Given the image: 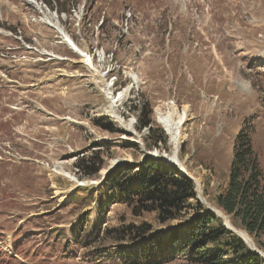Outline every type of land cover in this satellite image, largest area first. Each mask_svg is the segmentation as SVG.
I'll return each mask as SVG.
<instances>
[{"label": "rangeland", "instance_id": "1", "mask_svg": "<svg viewBox=\"0 0 264 264\" xmlns=\"http://www.w3.org/2000/svg\"><path fill=\"white\" fill-rule=\"evenodd\" d=\"M0 29V264H130L107 258L122 245L110 237L93 249L65 246L72 224L87 219V231L97 218L95 200L75 204L77 195L124 163L176 161L217 208L246 123L264 170V0H0ZM61 33L92 54L96 71ZM171 106L188 111L178 145L157 117ZM139 117L151 127L138 130ZM158 129L166 143L150 137ZM82 158L99 165L94 175L79 171ZM102 213L101 229L178 223L132 216L119 202ZM155 264L192 263L177 253Z\"/></svg>", "mask_w": 264, "mask_h": 264}, {"label": "trees", "instance_id": "2", "mask_svg": "<svg viewBox=\"0 0 264 264\" xmlns=\"http://www.w3.org/2000/svg\"><path fill=\"white\" fill-rule=\"evenodd\" d=\"M151 123L150 118L139 117L137 128L149 127ZM253 130V126L246 127L243 123L236 135L228 180L223 187H217L214 202L232 226L245 230L254 245L264 250V170L252 142ZM150 137L156 144L166 143L161 129ZM76 166L86 176L94 175L99 168L94 158L79 159ZM77 196L75 204L85 199L95 200L97 218L87 231L83 227L87 219L71 225L66 250L70 245L88 249L91 242L110 237L115 244L122 245H113L107 258L121 255L130 264L162 263L177 253H185L187 262L192 264H264L260 254L251 250L241 236L224 226L222 218L198 200L191 179L177 166L156 157L146 156L138 163L116 166L98 188L81 191ZM114 202L124 203L132 216L153 213L158 224L178 223L158 229L147 221L135 224L123 219L115 228L101 229L105 223L102 207ZM97 248L93 252L103 254L106 246L94 249Z\"/></svg>", "mask_w": 264, "mask_h": 264}, {"label": "bare ground", "instance_id": "3", "mask_svg": "<svg viewBox=\"0 0 264 264\" xmlns=\"http://www.w3.org/2000/svg\"><path fill=\"white\" fill-rule=\"evenodd\" d=\"M0 31H1V29H0ZM97 77L99 78V81L103 85L102 86V91L106 94V96L109 99V107H110L109 112L114 113L113 112L114 98H112L109 95V92L106 91V88L107 87L102 83V81H103L102 80V77H100V76H97ZM128 90H129V87L125 88L123 93L121 91L120 94H119L120 96L118 98H120V97L122 98L123 95L125 96V94H127ZM186 109L187 108H184L183 111L181 113H179V114H178L177 109L174 106H171L170 109L167 112H165V113H162L160 111V109H159V111H157V117L159 119V122L165 128V130L168 133L171 141L174 144H176V145H178L179 143H181V139H183V137H184V135H183L184 124H185L186 120L188 119V111ZM114 116H115V118H117L118 120H120L116 115H114ZM168 160L169 161H173L171 159H168ZM51 172L52 173H56V174L65 175V176H68L70 179H74L70 175H68L67 173H65L63 170H56L55 169V170H51ZM197 185L199 186V189H200V185L198 183H197ZM62 197L65 198V196H62ZM61 199L62 198L60 197V200ZM215 209H217V208H215ZM217 211H219V210L217 209ZM232 228H234V230H236L234 226H232ZM239 233H241V232H239ZM242 236H243V234H242ZM243 238H244V236H243ZM248 238H249V236L246 235V238L245 239L249 242V239H251V238H249V239ZM251 243H252V241H251Z\"/></svg>", "mask_w": 264, "mask_h": 264}, {"label": "water", "instance_id": "4", "mask_svg": "<svg viewBox=\"0 0 264 264\" xmlns=\"http://www.w3.org/2000/svg\"><path fill=\"white\" fill-rule=\"evenodd\" d=\"M150 155H151V156H155L156 154H150ZM155 157L158 158V159L164 160V161H166V162L172 163L173 165L177 166V168L181 171V173H182L184 176L188 177L189 179H191V180L194 182V184H195V190H196V192H197V198H198V200H199L203 205L206 206L207 210L210 211V212H212L215 216L222 218V219H223V224H224V226H225L226 228L230 229L231 231L235 232L236 234H238L239 236H241V237L243 238L242 234L239 233V231H238L237 229L234 230V228H232V225H231V223H229V220H228L227 216H226L222 211H221L222 213H219V212L217 211V209L211 207V206H210V205L204 200V198H203V196H202V192H201V190L199 189V186H198L197 183L194 181V179H193L192 177H190V176L187 174V172L185 171V169H184L183 167H181L176 161H169L167 158H164V157H158V156H155ZM112 169H113V168L109 169V170L106 172V174H104L103 179L101 180V182L104 180V178H105V176L107 175V173L110 172ZM79 184H81V183H79ZM243 231L245 232V230H243ZM245 233H246V232H245ZM246 234H247V233H246ZM247 235H248V234H247ZM248 236H249V235H248ZM249 238H250V237H249ZM249 238H248V239H249ZM243 239H244V241L247 243V245L250 247L251 250H253L255 253L260 254V255L264 258V252L261 251V250H259V249L254 245L252 239H249V242H248L245 238H243ZM251 241H252V243H251Z\"/></svg>", "mask_w": 264, "mask_h": 264}]
</instances>
